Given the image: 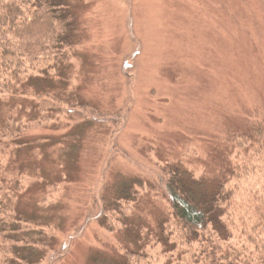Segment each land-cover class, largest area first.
Segmentation results:
<instances>
[{"label":"rangeland","instance_id":"rangeland-1","mask_svg":"<svg viewBox=\"0 0 264 264\" xmlns=\"http://www.w3.org/2000/svg\"><path fill=\"white\" fill-rule=\"evenodd\" d=\"M67 3L79 47L57 68L41 60L3 98L23 128L16 139L0 138V189L15 236L30 235L22 247L38 264H111L123 245L146 252L133 264H194L161 170L180 161L197 178L219 180L235 169L218 138L263 120L264 0ZM262 152L241 157L248 176L229 185L235 223L264 199ZM117 185H135L137 195L124 226L115 213L99 218ZM162 222L174 252L156 240ZM3 241L0 264L18 262L4 256Z\"/></svg>","mask_w":264,"mask_h":264},{"label":"trees","instance_id":"trees-1","mask_svg":"<svg viewBox=\"0 0 264 264\" xmlns=\"http://www.w3.org/2000/svg\"><path fill=\"white\" fill-rule=\"evenodd\" d=\"M67 1L0 0L1 139H16L23 129L14 116L3 109L7 103L3 98L11 90L16 91L15 80L45 58H52L57 68L69 61L71 53L81 43L79 22L69 11ZM85 106L87 105H83V108ZM262 119V122L250 120L242 130L229 129L222 139L218 138L227 162L235 167L225 171L222 176L219 174V180H216L217 176L207 178L204 175L197 178L180 161H169L161 170L160 183L167 195L170 213L176 226L184 234L180 243L189 245L192 249L195 247L194 264H264V199L252 206L256 209L254 215L249 209L240 216L238 223L229 216L233 208V191L229 185L234 179H241L249 173L248 167L243 164L245 159L242 160L241 157L263 155L264 117ZM5 146L0 142V149ZM208 179L216 184L211 185ZM134 188L135 185H117L115 192L112 191V197L104 199L103 212L99 218L115 213L122 218L116 221L124 226L127 213L131 212L128 206L137 201ZM9 201L0 189V237L8 244V248L2 249V253L18 261H5V264H38L25 256L28 249L22 247H29L27 243L30 235L25 233L18 238L15 236L19 229L13 226L11 220L16 219L9 215L12 212L8 207ZM167 224L162 222L159 226L156 225L159 229L155 237L166 250L174 252L179 245L170 246L171 237L167 234ZM138 229L136 227L133 231L136 242L132 244L139 246L145 239ZM9 243L14 245L11 247ZM121 247L123 253L120 259L111 264H133L134 260L140 261L146 253L130 249L126 245ZM107 261L106 259V263H110ZM96 262L95 258L92 263Z\"/></svg>","mask_w":264,"mask_h":264}]
</instances>
